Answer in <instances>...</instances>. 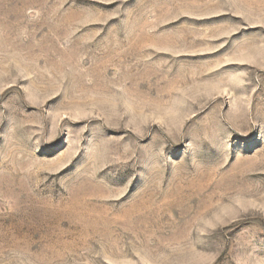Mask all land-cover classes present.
<instances>
[{
  "label": "rangeland",
  "instance_id": "obj_1",
  "mask_svg": "<svg viewBox=\"0 0 264 264\" xmlns=\"http://www.w3.org/2000/svg\"><path fill=\"white\" fill-rule=\"evenodd\" d=\"M0 264H264V0H0Z\"/></svg>",
  "mask_w": 264,
  "mask_h": 264
}]
</instances>
